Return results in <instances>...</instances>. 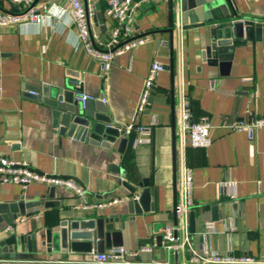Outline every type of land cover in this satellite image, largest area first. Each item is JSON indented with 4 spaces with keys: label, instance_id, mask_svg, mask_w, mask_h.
Listing matches in <instances>:
<instances>
[{
    "label": "crops",
    "instance_id": "1",
    "mask_svg": "<svg viewBox=\"0 0 264 264\" xmlns=\"http://www.w3.org/2000/svg\"><path fill=\"white\" fill-rule=\"evenodd\" d=\"M216 1L226 5L230 18L190 30H183L177 18L171 34L168 0L142 4L134 32L148 40L116 57L107 76L78 43L66 0H35L33 7L44 17L42 24L24 22L0 31V155L24 160L38 172L73 180L84 190L87 202L125 198L102 209H83L76 207L78 198L68 187L55 186L59 205L32 206L24 216L0 223V239L33 234L39 248L38 253L27 252L23 257L29 262L14 257L5 264H36L31 260L39 259L44 264H99L92 261L91 254L70 250L67 254L48 253L42 246L46 230L59 229L63 221L69 227L73 221L98 216L114 219L120 246L134 253L106 264H173L176 250L164 247L157 237L166 225L180 222L173 208L175 194L179 200L184 161L193 176L190 210L194 212L195 231L189 233L190 246L177 250L180 264H213L190 260L194 253L205 254V242L217 254L251 255L261 261L258 264H264V127L249 138L244 130L228 126L238 119L264 116V45L254 39L232 38L229 47L233 48L221 59L215 60L206 52L217 25L239 20L264 23V0ZM92 5L95 15L89 21L91 29L105 40L110 27L104 15L106 2L93 0ZM0 7L8 12L16 10L8 2H0ZM152 61L166 69L155 81L147 108L134 117ZM70 81L91 100L103 96L112 122L122 129L131 123L148 128L150 143L134 146L132 131L120 154L113 150L120 136L111 148H105L88 139L61 134L53 127L52 107L44 102L43 93ZM33 87L40 92L32 95L35 93L28 89ZM182 95L189 97L194 120H209V146L183 148ZM112 167H119L120 172ZM144 178L154 190L150 198L154 209L129 213L127 202L141 188L130 195L122 180L137 185ZM226 180L236 183L234 195L222 186ZM50 186L35 182L22 188L0 183V205L42 201Z\"/></svg>",
    "mask_w": 264,
    "mask_h": 264
},
{
    "label": "built area",
    "instance_id": "2",
    "mask_svg": "<svg viewBox=\"0 0 264 264\" xmlns=\"http://www.w3.org/2000/svg\"><path fill=\"white\" fill-rule=\"evenodd\" d=\"M69 6L72 23L77 30L78 43L90 59L96 60L101 65L103 76H107L114 59L134 48L144 45L148 38L136 36L134 32L135 18L138 9L142 4L156 3L158 0H105V17L110 21L108 37L102 40L94 33L90 26V19L95 15L92 5L93 0H66ZM8 2L15 7V11L8 12L0 7V31L8 26L17 25L24 22L42 24L44 17L33 7L35 0H0ZM166 67L158 61H152L147 76L145 77L135 108L134 117L142 113L148 105L150 95L154 88L158 75L164 72ZM89 94L78 92L76 99L81 103L91 99ZM180 133L183 148L207 147L211 144L212 138L209 135L211 124L207 118L194 120L191 114L190 100L187 95H182L180 102ZM233 130H244L248 137L253 136L257 128L264 127V116L254 119H238L228 125ZM135 132L134 146L150 143V132L148 128L135 123L129 124L125 132ZM44 183L53 186L68 187L78 201L76 207L83 209H102L104 207L117 204L125 198H107L97 202H87L84 198V190L79 184L71 179L47 175L34 170L26 161L7 155H0V183H13L28 187L32 183ZM222 186L228 188V193L234 195L236 183L231 180L222 182ZM193 176L191 168L185 163L181 167V187L179 200L176 203L175 212L180 217V222L175 225H166L162 229V244L167 249L178 250L186 245L190 246V234L188 231V214L193 204L192 198ZM138 198V196H135ZM10 228V227H9ZM177 231V237L175 232ZM151 250L150 247L143 248ZM204 255L193 254L191 261L200 260L213 264H258L261 261L251 255H236L226 253L217 254L212 251L209 244L205 242ZM132 256L134 253H127L122 246L112 247L106 252H92V261L99 264H106L122 258L125 255Z\"/></svg>",
    "mask_w": 264,
    "mask_h": 264
},
{
    "label": "water",
    "instance_id": "3",
    "mask_svg": "<svg viewBox=\"0 0 264 264\" xmlns=\"http://www.w3.org/2000/svg\"><path fill=\"white\" fill-rule=\"evenodd\" d=\"M217 13H221L218 15ZM222 15V16H221ZM231 14L226 8L216 0H168V33L171 34L174 28V22L178 18L182 24L183 30L204 27L206 22L230 18ZM217 29V30H216ZM212 35V42L206 48L207 55H212L215 60L222 58V55L230 52L233 47L232 38L236 40L254 39L262 42L264 45V23H254L248 20L228 21L217 25ZM173 75V67L171 66ZM71 83H64V86L49 88L43 93L44 102L52 107V124L58 128L61 134L66 133L68 136H74L80 140L88 139L92 144H99L101 147L111 148L112 143L120 136L117 148H113L120 154L124 152V148L128 142V135L119 124L113 123L105 103L103 96H99L96 100L88 99L85 103H81L76 99L77 87ZM32 95L40 92V88H29ZM94 106V107H93ZM94 110L96 112H94ZM90 135L91 138H87ZM113 171L119 173V167H112ZM124 179L125 176L121 174ZM122 185L127 189L130 195L137 192V188H141L136 195L138 198L132 197L128 200V212L140 213L154 209V203L151 201L153 188L148 187V180L142 179L137 185L129 184L126 180H122ZM56 187L50 186L46 191L45 199L32 203H11L0 205V223L4 220H15L26 214L25 210L32 206L44 205L45 207L56 206L61 200L55 198ZM177 198L174 199V215L176 214ZM216 212L217 206L212 207ZM218 213V211H217ZM189 233L194 230V212L189 211L188 214ZM113 218L94 217L85 221H73L67 227V222L60 223L57 230H46L42 246L46 248L48 253L60 251L67 254L70 250L72 253L91 254L92 252L101 253L110 247H118L122 244L119 231L114 229ZM177 237V231L175 232ZM162 236L157 237L160 242ZM39 248L34 235H9L0 239V264L14 261V257H25L26 253H38ZM12 259V260H11ZM39 259V258H38ZM17 261H28L23 260ZM36 264H44L43 259L31 260ZM30 263H34L31 262ZM173 264H180L178 251H174Z\"/></svg>",
    "mask_w": 264,
    "mask_h": 264
},
{
    "label": "trees",
    "instance_id": "4",
    "mask_svg": "<svg viewBox=\"0 0 264 264\" xmlns=\"http://www.w3.org/2000/svg\"><path fill=\"white\" fill-rule=\"evenodd\" d=\"M131 135H132V132H130V133L128 134V137H129V136L131 137Z\"/></svg>",
    "mask_w": 264,
    "mask_h": 264
}]
</instances>
